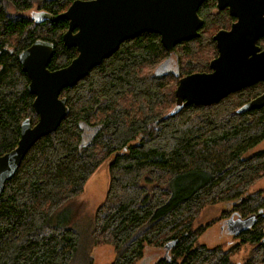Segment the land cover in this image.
<instances>
[{
	"label": "trees",
	"instance_id": "obj_1",
	"mask_svg": "<svg viewBox=\"0 0 264 264\" xmlns=\"http://www.w3.org/2000/svg\"><path fill=\"white\" fill-rule=\"evenodd\" d=\"M72 1L0 0V154L16 146L22 120H37L19 52L36 39L52 42L50 70L68 64L77 53L63 44L66 20L23 13L36 5L33 12L57 14ZM214 7V0L201 3L199 36L178 43L172 53L158 34L143 32L122 41L61 91L67 115L53 133L30 147L0 195V264H93L88 249L98 244L113 246L109 264H134L144 247L165 248L173 241L172 257L154 264H233L234 248L199 243L215 219L196 226L195 221L202 208L222 201H232L231 209L243 215L264 208L263 191L248 192L264 176V149L244 156L264 139V106L239 111L264 91V81L169 115L178 78L206 70L192 66L182 71L177 60L174 71L144 70L178 49L187 66L200 51L212 49L214 56L201 64L208 67L217 54L213 33L233 20L226 9ZM257 44L264 48V36ZM166 79L174 86L165 87ZM84 128L90 137L82 143ZM109 155L106 195L85 234L64 222L66 207ZM258 224L241 235L256 247L243 264H264V216Z\"/></svg>",
	"mask_w": 264,
	"mask_h": 264
},
{
	"label": "water",
	"instance_id": "obj_2",
	"mask_svg": "<svg viewBox=\"0 0 264 264\" xmlns=\"http://www.w3.org/2000/svg\"><path fill=\"white\" fill-rule=\"evenodd\" d=\"M204 0H73L57 15L33 12L34 18L65 19L63 44L74 47L77 55L66 66L50 70L54 46L36 40L18 54L29 79L27 91L34 96L32 109L38 119L22 120L17 144L0 154V195L4 184L16 172L28 149L40 137L53 133L68 113L63 88L73 86L92 67L109 57L125 39L143 32L159 35L162 46L172 53L175 45L199 36L203 20L197 10ZM218 10L228 8L236 20L228 29L212 36L217 55L209 61V71L193 72L178 79L175 104L168 112L177 113L190 104L210 105L228 94L264 81V48L257 42L264 36V0H216ZM159 69V68H158ZM157 72V71H156ZM264 106V91L239 111ZM263 210L244 219L230 218L228 232L238 235L249 228Z\"/></svg>",
	"mask_w": 264,
	"mask_h": 264
},
{
	"label": "rangeland",
	"instance_id": "obj_3",
	"mask_svg": "<svg viewBox=\"0 0 264 264\" xmlns=\"http://www.w3.org/2000/svg\"><path fill=\"white\" fill-rule=\"evenodd\" d=\"M36 9L37 6L33 5V8L29 9L28 11H25L23 14L25 16L30 17V11ZM206 31L208 34L212 33L209 30ZM211 52L212 49H204L200 51V53L195 58L192 59V62L187 61V63H190V65L187 66L184 65L186 63L185 62L186 55L182 54L180 49H178L177 52H174L169 56L166 55L161 57L160 59L157 60V62L151 64L150 66L147 65V67H144V70L147 71V74L148 73L153 74L155 68H158L166 61L167 69L173 71L175 66V60H177L181 65L182 71H186L193 67L197 68L198 70L201 68H202L201 70H208V67H205L201 64H203L202 63L203 59L205 61L207 58L214 56L211 54ZM216 52H217V48H216ZM164 81L166 83L165 87L174 86L173 80L166 79ZM174 103H175V96H174ZM83 131L84 134L81 141L82 143H85L88 141L90 137V135H88L90 130L88 128H84ZM261 149H264V139H262L258 144H256L249 150H247L244 153V156H248ZM112 160H113V155H109L106 159H104L84 184L83 192L67 205L65 211L66 214L64 215V217H66L67 215L66 218L67 220L64 221L66 224L69 225L75 224L85 234H88V232H90L89 226L93 213L95 209L103 202L106 195L108 182H109V164L111 163ZM258 190H262L264 195V176L258 181H256L248 189V192L250 193ZM231 205H232V201H222L205 206L200 211V214L195 221V226L198 224H204L209 220L215 219L213 224L209 225L199 236V243L206 244L209 247L220 245L222 249H228V247H233L234 249L231 253L230 260L232 261L233 264H238L239 262H244L247 259L252 246L247 243L237 244L236 242L238 240H233L230 237V235H227V233L220 228V226L224 222L223 221L224 217L222 218L220 214L225 209L231 208ZM233 243L236 244H234L233 246L232 245ZM88 251L92 257L93 264H109L115 256L114 248L110 244H98L95 246H90ZM162 256H163L162 247H155L149 245L144 247L142 256L134 264H154L155 261H157L158 258Z\"/></svg>",
	"mask_w": 264,
	"mask_h": 264
},
{
	"label": "flooded vegetation",
	"instance_id": "obj_4",
	"mask_svg": "<svg viewBox=\"0 0 264 264\" xmlns=\"http://www.w3.org/2000/svg\"><path fill=\"white\" fill-rule=\"evenodd\" d=\"M214 3H215V9L217 10V11H221V10H223V9H221V10H218L217 8H216V3H217V1L216 0H214ZM224 9H226L227 11H228V8H224ZM229 13V12H228ZM230 15V14H229ZM232 17V16H231ZM233 18V20L231 21V23L233 22V21H235L236 20V18L235 17H232ZM230 23V24H231ZM230 24H229V26L227 27V28H222V29H228L229 27H230ZM214 35V34H213ZM212 35V36H213ZM213 40V39H212ZM216 46V45H215ZM217 55V54H216ZM169 56V55H168ZM214 58V57H213ZM167 63H166V61L161 65V66H159L158 68H156L155 69V72L157 71L158 72V70H160V73H162V72H167V71H170V70H168L167 69ZM174 69H175V66H174ZM210 70V68H209V64H208V70H206V71H209ZM174 71V70H173ZM201 72H203V71H201ZM189 74V73H188ZM186 75V74H185ZM175 76H177V74H175ZM184 76V75H183ZM182 77V76H181ZM180 78V77H179ZM178 78V79H179ZM178 83V82H177ZM262 209V208H261ZM260 210V208L256 211V212H251V213H248V214H242L241 212H239V211H234V210H232L231 208H229V209H225L223 212L225 213L224 215H226V216H224V222H223V224L220 226V228L222 229V230H224L226 233H227V235H230V237L233 239V240H238L236 243L237 244H241V243H247V244H249V245H251L252 246V248H251V251H250V253H249V256L247 257V259L244 261V262H246L249 258L251 259V257H252V254H253V252H254V250H255V245H252V244H250V242L249 241H245L244 242V239L241 237V235H242V233H244L245 231H248V230H253L255 227L257 228L258 226H259V224H258V218L260 217V216H264V208H263V214L262 215H259L258 217H257V219H256V221L249 227V228H247L246 230H244V231H242V232H240L238 235H233V234H230L229 232H228V228H227V221L230 219V218H232V219H236V218H245L246 216H248L249 214H252V213H257L258 211ZM223 218V217H222ZM261 232H262V240H264L263 238H264V226H262V228H261ZM236 243H233L232 245L234 246V244H236ZM232 245H230V246H232ZM172 248V247H171ZM171 248H169L168 250H166V248H163V256L162 257H160V258H158V260L159 259H162V258H167V259H170L171 257H172V254H171ZM231 248H233V247H228V249H223V250H230ZM160 256V255H159ZM157 260V261H158ZM157 261H155V263L157 262ZM244 262H239L238 264H243Z\"/></svg>",
	"mask_w": 264,
	"mask_h": 264
},
{
	"label": "bare ground",
	"instance_id": "obj_5",
	"mask_svg": "<svg viewBox=\"0 0 264 264\" xmlns=\"http://www.w3.org/2000/svg\"><path fill=\"white\" fill-rule=\"evenodd\" d=\"M63 11H64V10H63ZM63 11H61V12H63ZM35 12H38V13H41V12H42V13H47V12H45V11H40V10H39V11L37 10V11H35ZM61 12H59V13H61ZM32 13H33V10L30 11V17H32ZM59 13H57V14H59ZM49 14H50V13H49ZM57 14H52V15H57ZM45 19H47V18H45ZM61 19H62V18H61ZM47 20L50 21L49 19H47ZM58 20H59V19H58ZM64 20H65V19H64ZM56 21H57V20H56ZM66 21H67V20H66ZM51 22H54V21H51ZM67 27H68V21H67ZM67 27H66L65 31L67 30ZM65 31H64V32H65ZM64 32H63V33H64ZM63 33H62V35H63ZM36 40H43V39H36ZM36 40H35V41H36ZM62 40H63V39H62ZM45 41H48V40H45ZM48 42H50V41H48ZM50 43H52V42H50ZM52 44H53V43H52ZM29 46H30V45H29ZM29 46H28V47H29ZM26 48H27V47H26ZM26 48H25V49H26ZM23 50H24V49H23ZM21 51H22V50H21ZM21 51H20V52H21ZM20 52H19V53H20ZM76 55H77V53H76ZM76 55H75V56H76ZM52 56H53V55H52ZM75 56H74V57H75ZM74 57H73V58H74ZM51 58H52V57H51ZM73 58H72V59H73ZM72 59H71V60H72ZM50 60H51V59H50ZM71 60H70V61H71ZM69 63H70V62H69ZM69 63H68V64H69ZM66 65H67V64H66ZM66 65H64V66H66ZM64 66H62V67H64ZM62 67H59V68H62ZM59 68H56V69H59ZM52 70H54V69H52ZM28 83H29V82H28ZM176 86H177V85H176ZM63 89H64V88H63ZM63 89H62V90H63ZM60 97L62 98V97H64V96H61V93H60ZM64 98H65V97H64ZM66 104H67V103H66ZM174 104H175V103H174ZM183 107H184V106H183ZM37 119H38V117H37ZM61 121H62V120H61ZM34 143H35V142H34ZM34 143H33V144H34ZM33 144H32V145H33ZM29 149H30V148H29ZM29 149H28V150H29ZM26 153H27V152H26ZM23 158H24V157H23ZM22 160H23V159H22ZM18 167H19V166H18ZM17 169H18V168H17ZM16 171H17V170H16ZM14 174H15V173H14ZM10 179H11V178H10ZM4 185H5V184H4ZM3 188H4V187H3ZM2 191H3V190H2ZM260 210H261V209H260ZM262 210H263V209H262ZM246 217H247V216H246ZM236 219H237V218H236ZM241 219H244V218H241ZM263 239H264V238H263ZM174 243H175V241H173L172 243H169V244L166 243V244H165V248H166V250H168L169 248H171V247L174 245Z\"/></svg>",
	"mask_w": 264,
	"mask_h": 264
}]
</instances>
